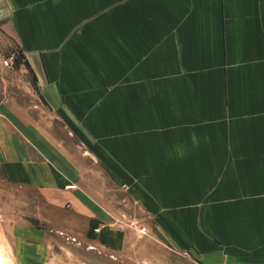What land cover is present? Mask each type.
Instances as JSON below:
<instances>
[{"label": "crops", "instance_id": "crops-1", "mask_svg": "<svg viewBox=\"0 0 264 264\" xmlns=\"http://www.w3.org/2000/svg\"><path fill=\"white\" fill-rule=\"evenodd\" d=\"M0 32L173 248L264 264V0H0ZM29 162L0 110V176Z\"/></svg>", "mask_w": 264, "mask_h": 264}, {"label": "rangeland", "instance_id": "rangeland-1", "mask_svg": "<svg viewBox=\"0 0 264 264\" xmlns=\"http://www.w3.org/2000/svg\"><path fill=\"white\" fill-rule=\"evenodd\" d=\"M24 58L0 32V110L27 147L32 176L23 185L0 176V264H197L65 126Z\"/></svg>", "mask_w": 264, "mask_h": 264}, {"label": "built area", "instance_id": "built-area-1", "mask_svg": "<svg viewBox=\"0 0 264 264\" xmlns=\"http://www.w3.org/2000/svg\"><path fill=\"white\" fill-rule=\"evenodd\" d=\"M146 230H147L146 228H143V229H142L143 232H146Z\"/></svg>", "mask_w": 264, "mask_h": 264}]
</instances>
